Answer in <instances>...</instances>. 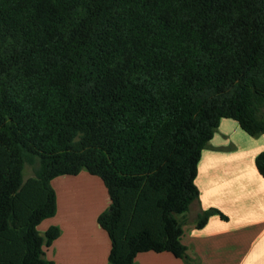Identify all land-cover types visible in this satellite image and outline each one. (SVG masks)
Segmentation results:
<instances>
[{
	"label": "trees",
	"instance_id": "16d2710c",
	"mask_svg": "<svg viewBox=\"0 0 264 264\" xmlns=\"http://www.w3.org/2000/svg\"><path fill=\"white\" fill-rule=\"evenodd\" d=\"M221 118L264 134V0H0V264H53L50 181L81 170L107 189L109 264H199L177 215Z\"/></svg>",
	"mask_w": 264,
	"mask_h": 264
},
{
	"label": "crops",
	"instance_id": "0c3cea01",
	"mask_svg": "<svg viewBox=\"0 0 264 264\" xmlns=\"http://www.w3.org/2000/svg\"><path fill=\"white\" fill-rule=\"evenodd\" d=\"M264 150V134L251 136L230 118H221L202 149L195 184L198 197L182 221L181 243L189 257L199 264H264V178L256 169L255 156ZM54 215L37 225L40 233L49 226L60 234L44 247L45 258L53 264H109L110 241L97 222L109 205L103 181L86 170L55 176ZM208 208L211 214L198 228V215ZM133 264H187L167 251H143Z\"/></svg>",
	"mask_w": 264,
	"mask_h": 264
},
{
	"label": "rangeland",
	"instance_id": "374dc122",
	"mask_svg": "<svg viewBox=\"0 0 264 264\" xmlns=\"http://www.w3.org/2000/svg\"><path fill=\"white\" fill-rule=\"evenodd\" d=\"M32 175H33L32 165L25 163L24 169H23V179L27 178L28 176H32Z\"/></svg>",
	"mask_w": 264,
	"mask_h": 264
}]
</instances>
